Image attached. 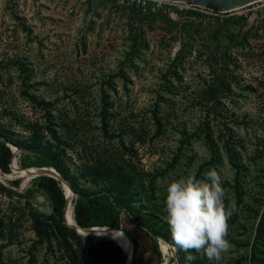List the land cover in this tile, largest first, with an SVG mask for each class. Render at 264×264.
<instances>
[{
    "label": "rangeland",
    "instance_id": "1",
    "mask_svg": "<svg viewBox=\"0 0 264 264\" xmlns=\"http://www.w3.org/2000/svg\"><path fill=\"white\" fill-rule=\"evenodd\" d=\"M197 8L169 15L99 0H0V126L19 139L38 128L45 139L49 111L77 165L83 147L119 152L117 139L101 136L106 102L110 128L137 138L135 165L159 174L157 195L188 175L221 174L225 204L238 211L219 264H264V238L252 255L264 211V0ZM33 98L49 102L46 112ZM12 149L15 167L0 170L9 189L0 188V264H67L54 240L52 250L32 246V212L50 214L51 201L36 186L42 175L19 170L26 152ZM122 226L138 243L134 264H174L169 242L158 238V254L143 231Z\"/></svg>",
    "mask_w": 264,
    "mask_h": 264
},
{
    "label": "trees",
    "instance_id": "2",
    "mask_svg": "<svg viewBox=\"0 0 264 264\" xmlns=\"http://www.w3.org/2000/svg\"><path fill=\"white\" fill-rule=\"evenodd\" d=\"M131 10L142 13L141 8L133 7ZM36 103L41 105L46 112L48 101L41 100ZM107 114L108 107L105 102L100 112L101 136L107 143H112L114 139H117V147H115L119 150L117 154L108 151L105 147L96 146L89 151L87 147H83L82 160L77 165H73L69 162L71 157L66 150L67 147H70V143L67 139H63L54 128L50 113L47 111L48 121L43 129L47 132L48 137L45 139L43 130L38 128L30 130L31 133L27 139H19L0 126V136L4 138V140H0V170L5 173L10 171L12 148L7 145V142H11L18 149L26 152L25 160L21 163L23 168L30 166L53 167L70 183L75 193L71 203L77 225L118 228L120 225L122 226L124 220L128 221L147 235L154 250L159 254L157 245L159 237L170 244L172 243L165 212L166 196L157 195L155 188L156 178L159 174L144 172L135 165L132 154L136 152L134 144L137 138L133 137L126 141L124 138L127 135L126 129L117 131L111 129ZM155 126V133H160L163 126L160 117H155ZM138 141L143 140L138 137ZM237 144L239 142H233L234 146ZM228 151L232 152L233 147H228ZM230 156L234 158L232 155ZM235 160L237 161H233L234 166L236 172L239 173L238 159ZM147 175L149 178L146 181ZM13 183L17 184L18 181ZM36 186L43 190L50 199L52 211L48 215L32 212L31 226L36 235L33 248L37 244H44L47 250H52L55 242L57 249L62 252L61 256L67 258V264H125V253L114 240L103 236L81 235L66 223L64 218L66 199L64 188L59 180L45 175L38 176ZM0 188L9 192V189L1 184ZM67 221H71L69 210ZM122 227L131 237L136 255L138 243L129 231L124 226ZM126 238L124 239L127 241L128 238ZM263 238L264 211L255 230L252 245L253 256L256 254L254 252L256 244ZM128 243L131 244L130 241ZM189 254L195 259L186 261L185 256ZM203 259L205 260V257ZM174 264H203V260L200 253L195 251L190 253L179 251L174 256Z\"/></svg>",
    "mask_w": 264,
    "mask_h": 264
},
{
    "label": "clouds",
    "instance_id": "3",
    "mask_svg": "<svg viewBox=\"0 0 264 264\" xmlns=\"http://www.w3.org/2000/svg\"><path fill=\"white\" fill-rule=\"evenodd\" d=\"M204 177L188 175L167 185L164 204L172 240L168 247L173 256L195 251L219 264L231 248L229 220L238 209L234 202L225 204L226 189L215 168ZM194 259L191 254L185 256L186 261Z\"/></svg>",
    "mask_w": 264,
    "mask_h": 264
},
{
    "label": "water",
    "instance_id": "4",
    "mask_svg": "<svg viewBox=\"0 0 264 264\" xmlns=\"http://www.w3.org/2000/svg\"><path fill=\"white\" fill-rule=\"evenodd\" d=\"M176 1H184L186 3H193V4H197V5H203V6H209V7H213V8H217L218 10L221 11H231L234 10L236 8H239L243 5H246L254 0H176ZM0 140H4L3 137L0 136ZM7 145H9L11 148L12 146L17 148L14 144H12L11 142H7ZM14 155H15V151H13L12 149V159H11V167H15L14 163H13V159H14ZM34 168L35 170L32 173V175H45V176H50V177H54L55 179L59 180L62 187L64 188V185L68 188V190L71 192V195L68 196L67 193L65 192L64 189V193H65V206H64V218H65V213L67 210V205L69 203H71L73 197L75 196V193L70 185V183L64 179L53 167H49V166H30L27 168H23V169H19L24 170V169H29V168ZM66 223L73 229L76 230L77 233L84 235V236H103L107 239H112L113 238H109L106 237L104 235H102L101 233H104L105 231H111V230H120L124 233V235L131 241L132 243V252H131V256L129 258V262L128 264H132L134 259H135V254H134V243L131 239V237L129 236V234L125 231V229L120 225V227L115 228V227H111V226H90V227H81L79 225L76 224L75 220L74 223H68L66 218H65ZM124 251L125 256H126V261L125 264L127 263V259H128V255L127 252L125 251L124 247L122 244H120L118 241L114 240Z\"/></svg>",
    "mask_w": 264,
    "mask_h": 264
},
{
    "label": "built area",
    "instance_id": "5",
    "mask_svg": "<svg viewBox=\"0 0 264 264\" xmlns=\"http://www.w3.org/2000/svg\"><path fill=\"white\" fill-rule=\"evenodd\" d=\"M111 3L120 8L131 9L133 7L141 8L142 11L163 12L169 15L178 14L185 11L198 10L197 4L186 3L176 0H99ZM159 245L162 248L163 243ZM173 256V255H172Z\"/></svg>",
    "mask_w": 264,
    "mask_h": 264
},
{
    "label": "bare ground",
    "instance_id": "6",
    "mask_svg": "<svg viewBox=\"0 0 264 264\" xmlns=\"http://www.w3.org/2000/svg\"><path fill=\"white\" fill-rule=\"evenodd\" d=\"M35 169L32 167V168H29L28 172H26L25 174H32L30 172H33ZM64 189H65V192L67 193L68 196L71 195V192L68 190V188L64 185ZM70 193V194H69ZM68 210L70 211V214H71V221H67L68 223H71L73 224L74 223V216H73V207L71 205V203H69L67 205V210H66V213H65V218H66V215L68 213ZM67 220V219H66ZM122 232V231H121ZM121 232H118V231H114V230H111V231H105L104 233H101L102 235L106 236V237H109V238H113L114 240L118 241L120 244L123 245L125 251L127 252V255H128V259H127V263L129 262V258L131 256V252H132V247L130 246V243H128L127 241L129 240H125V236L121 233ZM130 241V240H129ZM131 242V241H130ZM132 245V243H131Z\"/></svg>",
    "mask_w": 264,
    "mask_h": 264
}]
</instances>
